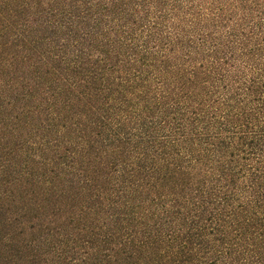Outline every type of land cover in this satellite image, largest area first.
Here are the masks:
<instances>
[{
	"label": "trees",
	"instance_id": "16d2710c",
	"mask_svg": "<svg viewBox=\"0 0 264 264\" xmlns=\"http://www.w3.org/2000/svg\"><path fill=\"white\" fill-rule=\"evenodd\" d=\"M0 264H264V0H0Z\"/></svg>",
	"mask_w": 264,
	"mask_h": 264
}]
</instances>
